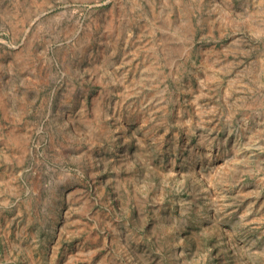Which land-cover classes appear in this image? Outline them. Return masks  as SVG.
Here are the masks:
<instances>
[{"label":"rangeland","instance_id":"1","mask_svg":"<svg viewBox=\"0 0 264 264\" xmlns=\"http://www.w3.org/2000/svg\"><path fill=\"white\" fill-rule=\"evenodd\" d=\"M0 264H264V0H0Z\"/></svg>","mask_w":264,"mask_h":264},{"label":"crops","instance_id":"2","mask_svg":"<svg viewBox=\"0 0 264 264\" xmlns=\"http://www.w3.org/2000/svg\"><path fill=\"white\" fill-rule=\"evenodd\" d=\"M209 131H208V134L210 135H213V134H216V130L218 129H221V128H218V127H213V128H207Z\"/></svg>","mask_w":264,"mask_h":264}]
</instances>
